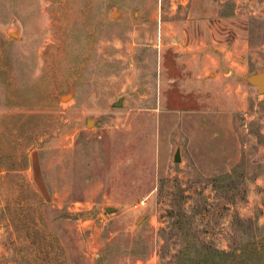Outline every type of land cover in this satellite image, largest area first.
<instances>
[{
    "label": "rangeland",
    "instance_id": "1",
    "mask_svg": "<svg viewBox=\"0 0 264 264\" xmlns=\"http://www.w3.org/2000/svg\"><path fill=\"white\" fill-rule=\"evenodd\" d=\"M258 71L264 0H0V264H264Z\"/></svg>",
    "mask_w": 264,
    "mask_h": 264
},
{
    "label": "water",
    "instance_id": "2",
    "mask_svg": "<svg viewBox=\"0 0 264 264\" xmlns=\"http://www.w3.org/2000/svg\"><path fill=\"white\" fill-rule=\"evenodd\" d=\"M15 34V33H13ZM244 79L257 87L258 89V92L260 94H264V71H258V72H255V73H251V74H246L244 76ZM71 96V94H68L67 96L64 97V99H67ZM123 100L124 98H120L119 101L115 102L114 103V106L116 107H121L123 105ZM95 122L94 119H89L88 120V126H90L91 124H93ZM175 160L176 161H180L181 160V157H180V149L177 150L176 154H175ZM108 212H112L115 210V208L113 207H109L108 209Z\"/></svg>",
    "mask_w": 264,
    "mask_h": 264
},
{
    "label": "crops",
    "instance_id": "3",
    "mask_svg": "<svg viewBox=\"0 0 264 264\" xmlns=\"http://www.w3.org/2000/svg\"><path fill=\"white\" fill-rule=\"evenodd\" d=\"M205 51V55L195 54L194 59H202V64L206 66L217 67L220 66L221 63L224 62L223 54L221 51L225 52L223 45L219 43L218 45H209Z\"/></svg>",
    "mask_w": 264,
    "mask_h": 264
},
{
    "label": "trees",
    "instance_id": "4",
    "mask_svg": "<svg viewBox=\"0 0 264 264\" xmlns=\"http://www.w3.org/2000/svg\"><path fill=\"white\" fill-rule=\"evenodd\" d=\"M206 255V260L211 256L212 258L224 259L222 264H241V255L238 254L208 248Z\"/></svg>",
    "mask_w": 264,
    "mask_h": 264
}]
</instances>
